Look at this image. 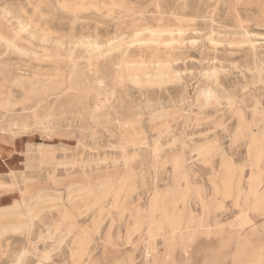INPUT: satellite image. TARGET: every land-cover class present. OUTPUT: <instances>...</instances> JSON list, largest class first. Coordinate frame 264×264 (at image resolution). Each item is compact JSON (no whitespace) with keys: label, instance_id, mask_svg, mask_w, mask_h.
I'll return each mask as SVG.
<instances>
[{"label":"rangeland","instance_id":"374dc122","mask_svg":"<svg viewBox=\"0 0 264 264\" xmlns=\"http://www.w3.org/2000/svg\"><path fill=\"white\" fill-rule=\"evenodd\" d=\"M73 3L0 0V31L15 38L19 18L35 31L15 39L28 54L0 43V139L15 141L0 148V264H264V179L251 203L216 188L231 173L244 193L252 169L264 173V0H120L110 14ZM145 18L174 40L166 31L157 46ZM115 29L118 65L102 64L101 88L77 78L88 56L76 37L94 35L105 49ZM43 47L62 59H43ZM157 56L168 58L171 82L124 69ZM111 104L135 116L117 119Z\"/></svg>","mask_w":264,"mask_h":264},{"label":"bare ground","instance_id":"6f19581e","mask_svg":"<svg viewBox=\"0 0 264 264\" xmlns=\"http://www.w3.org/2000/svg\"><path fill=\"white\" fill-rule=\"evenodd\" d=\"M180 1V0H179ZM72 2H74L73 4H76L77 6H80V7H85V6H91L92 8H97V9H104V11L105 12H107V13H112L113 12V10H114V6L115 5H119L120 4V0H110V1H108V2H97L96 0H73ZM72 2L70 1V0H55V3L57 4V5H59L60 7H70V5H72ZM183 2H184V0H183ZM127 4V3H126ZM76 6V7H77ZM74 7V6H73ZM75 7V8H76ZM125 7V6H124ZM214 7V6H213ZM74 8V9H75ZM90 9V8H89ZM36 10V9H35ZM80 10V9H79ZM117 10V9H116ZM3 12V11H2ZM115 12V11H114ZM77 13V12H76ZM125 14V13H124ZM123 14V15H124ZM122 15V16H123ZM110 17H111V15H109ZM140 16V15H139ZM74 17V16H73ZM116 17V16H115ZM138 17V16H137ZM136 17V18H137ZM141 17V16H140ZM76 18V17H75ZM110 19V18H109ZM115 19V18H114ZM113 19V20H114ZM120 19V18H119ZM134 19V18H133ZM162 19V18H161ZM191 20V19H190ZM17 21H18V25H19V30L18 31H16V30H9V31H12L13 32V34H14V36H15V38H13V37H9V36H7V35H5L2 31H3V29H2V31H0V43H2L3 45H4V47H5V49H7V48H11L13 51H17V52H24V53H27L28 54V52H30V51H28L27 49H24V48H22V47H20V45L19 44H17L16 43V41H15V39L17 40H20V41H24V42H29V40L27 39V38H25V37H23V36H21V34L22 33H27L31 38H34L35 37V31L34 30H32L33 29V27L31 26V24L30 23H28V22H25L22 18H19V19H17ZM77 21V20H76ZM192 21V20H191ZM75 22V21H74ZM73 22V23H74ZM136 22V21H135ZM120 23V22H119ZM124 23V22H123ZM132 24V23H131ZM130 24V25H131ZM118 25H120V24H118ZM135 25V24H134ZM136 25H137V23H136ZM2 26V25H1ZM2 27H4V26H2ZM121 27H122V25H121ZM131 27H133V26H131ZM118 28V27H117ZM139 28V27H138ZM120 29V28H119ZM143 29L147 32V34L149 35V36H151V38L153 39V41L154 42H156V44H157V46L158 45H160L161 43H167L166 42V40L165 41H163L162 40V36H163V33H165L166 31L168 32V33H170L169 35H170V40H174V38H172V34H171V30L170 29H164V28H153L151 25H150V23H149V20L147 19V18H145V24H144V27H143ZM134 30V29H133ZM138 30V29H137ZM5 31V30H4ZM22 32V33H21ZM122 33L123 32H121V31H119L118 29H115V30H113L112 31V36L111 37H108L107 38V43H106V41H104L105 42V44L104 45H106V47L107 48H105V49H101V47L103 46V42H98L97 41V38H96V36H94V35H90V34H80L79 36H77L76 37V41L78 42V45L80 44L82 47H83V49H84V51L87 53V58H86V61H85V70L83 69V68H80L79 67V64H76L75 65V73H76V77L78 78H81V79H84L86 82H89L90 83V80H89V76H91V77H93L94 78V82H95V84L97 85V88H101V86L99 85V83L101 82V81H103V78H105L104 76H106V74H108V70L107 69H104L103 67H102V64H104V63H110V64H112L113 66L115 65H118V64H114V63H112V58H111V56H112V52H113V50H114V48L116 49V50H118L119 48H120V46H118V44H120V38H121V35H122ZM144 33V32H143ZM131 35H133V34H131ZM140 35V34H139ZM138 35V36H139ZM146 35V34H145ZM143 36V35H142ZM75 36L73 35V36H71V38H74ZM104 37H106V35H103V38ZM123 37V36H122ZM150 38V37H149ZM210 38V37H209ZM258 38V37H257ZM116 40L115 42H110L111 40ZM136 39V38H135ZM60 40V39H59ZM63 41V40H62ZM46 42V41H45ZM71 43H72V41H71ZM146 43V42H145ZM54 44V43H53ZM123 44V43H122ZM254 44V43H253ZM256 44V43H255ZM255 44L253 45V46H255ZM30 48V47H29ZM159 48V47H158ZM254 49L256 50V48L254 47ZM36 50H38V49H36ZM254 50V51H255ZM42 52H43V59H62V56L60 55V53H59V51L56 49V51H55V53H51V52H49V50L46 48V47H43L42 48ZM124 53H126L125 52V50L124 51H122V54H124ZM34 54H36V53H34ZM71 54V53H70ZM255 54V53H254ZM65 56V55H64ZM257 56V55H256ZM37 57H39V56H37ZM36 57V58H37ZM70 57V56H69ZM171 58V57H170ZM256 58V57H255ZM40 59V58H39ZM80 59V58H79ZM168 58H166V60H167ZM77 60V59H76ZM75 60V61H76ZM165 60V59H164ZM166 60L165 61H161L160 59H159V57L157 56L154 60H153V65H151V66H149V65H147L146 64V62H144V61H138V62H136V64H133V65H131V67H130V69H128V67L126 66L124 69L125 70H132V71H136L137 73H143L144 75H145V83H156V84H158V85H160V84H163V83H166V82H171V78H175L177 75H173L172 77L169 75V72L168 73H165V72H163V70L164 69H167L169 66H168V64H167V62H166ZM60 61V60H59ZM62 61V60H61ZM170 61V60H169ZM72 62V61H71ZM261 62V61H260ZM29 63V62H28ZM175 63V62H174ZM108 65V64H107ZM264 65V64H263ZM28 66V65H27ZM54 66V65H53ZM105 66V65H104ZM110 66V65H109ZM129 66V65H128ZM173 66V65H172ZM262 66V65H261ZM31 66H29V68H30ZM106 68H107V66H106ZM151 68L152 69H154V73L152 74V71H151ZM175 68V67H174ZM17 69V68H16ZM178 69V68H177ZM216 70V69H215ZM219 70V69H218ZM28 71V70H27ZM112 71V70H111ZM129 71V72H130ZM168 71V70H167ZM217 71V70H216ZM249 71V70H248ZM18 72V71H17ZM136 72H135V74H133V77H132V81H133V83H135V84H139L141 81H140V79H139V76H138V74H136ZM181 72V71H180ZM21 73V72H20ZM42 73V72H41ZM259 73V72H258ZM35 74V73H34ZM45 74V73H44ZM132 74V73H131ZM183 74V73H182ZM214 74V73H213ZM216 74V73H215ZM25 75H26V73H25ZM56 75H57V73H56ZM112 75V74H111ZM115 75V74H114ZM241 76V75H240ZM41 77V76H40ZM90 77V78H91ZM112 77V76H111ZM110 77V78H111ZM17 78V77H16ZM39 78V77H38ZM61 78V77H60ZM69 78V77H68ZM62 79V78H61ZM75 79V78H74ZM114 79H115V77H114ZM107 80H108V78H107ZM173 80V79H172ZM113 81V80H112ZM175 81V80H174ZM105 82V81H104ZM107 82V81H106ZM121 82V81H120ZM176 82V81H175ZM42 83V82H41ZM52 83V82H51ZM54 83V82H53ZM71 83V82H70ZM23 84H25V83H23ZM39 84H40V82H39ZM101 84V83H100ZM26 85H27V83H26ZM102 85V84H101ZM107 85H108V83H107ZM109 85H110V83H109ZM153 85V84H152ZM155 85V84H154ZM166 85V84H165ZM206 85V84H205ZM40 86V85H39ZM38 86V87H39ZM49 86V85H48ZM111 86V85H110ZM173 86V85H172ZM59 87H61V86H59ZM71 87V86H70ZM40 88V87H39ZM95 88V87H94ZM103 88V87H102ZM107 88V87H106ZM64 89V88H63ZM71 89H72V87H71ZM36 90V89H35ZM67 90V89H66ZM92 90V89H91ZM103 90H104V88H103ZM110 90V89H109ZM121 90H123V89H121ZM208 90V89H207ZM117 91V90H116ZM120 91V90H119ZM41 92V91H40ZM49 92V91H48ZM54 92V91H53ZM64 92V91H63ZM87 92H89V91H87ZM96 92V91H95ZM110 92V91H109ZM240 92V91H239ZM206 93V92H205ZM209 93H211V92H209ZM40 94V93H39ZM84 94H86V93H84ZM116 94H118V93H116ZM64 95V94H63ZM89 95V94H88ZM62 95H61V93L60 92H57V96H56V98H54L47 106H45L43 109H44V118L47 120V121H51V119L54 117V114H53V111H54V106L56 105V103H57V101H59L58 100V98L60 97V98H62L61 97ZM120 96V95H119ZM117 98V97H116ZM123 98V97H122ZM118 99V98H117ZM120 100V99H119ZM118 100V101H119ZM122 100V99H121ZM124 100V99H123ZM38 101H40V100H38ZM32 102V101H31ZM122 102V101H121ZM120 102V103H121ZM124 102V101H123ZM123 102H122V104H123ZM37 103V102H36ZM40 103V102H39ZM38 103V104H39ZM41 103H42V101H41ZM110 103V102H109ZM119 103V104H120ZM126 103V102H125ZM31 104V103H30ZM34 104V103H33ZM37 104V105H38ZM45 104V103H44ZM27 106V105H26ZM29 106V105H28ZM33 106V105H32ZM42 106H43V104H42ZM109 106V105H108ZM107 106V107H108ZM112 108H114V107H117L118 108V105L117 106H114L113 104H111L110 105ZM121 106V105H120ZM64 107V106H63ZM23 108H25L24 106H23ZM35 109V108H34ZM41 109V108H40ZM122 109V108H121ZM137 109V108H136ZM31 110H32V108H31ZM37 110H39V109H37ZM107 111H108V109H106ZM114 111H116L115 113H116V115H118V117L117 116H115V117H117V119H121V120H124V119H131V118H133V116H135L132 112L133 111H131V113L130 112H122L123 110H117V109H113ZM140 110V109H139ZM229 110V109H228ZM227 110V111H228ZM35 111V110H34ZM1 112V111H0ZM35 112H37V111H35ZM105 112V111H104ZM108 112H110V111H108ZM107 112V113H108ZM6 113V112H5ZM32 113V112H31ZM79 113V112H78ZM3 114V113H2ZM9 114V113H8ZM14 114V113H13ZM13 114H11V115H13ZM105 114V113H104ZM4 115V114H3ZM16 115V114H15ZM28 115V114H27ZM218 115V114H217ZM236 115V114H235ZM248 115V114H247ZM5 116V115H4ZM9 117H10V115H8ZM18 116V115H17ZM35 116V115H34ZM108 116V115H107ZM14 117V115L11 117V118H13ZM108 117H110V116H108ZM232 118V117H231ZM259 118V117H258ZM3 119V118H2ZM116 119V118H115ZM260 119V118H259ZM53 120V119H52ZM112 120V119H111ZM230 120V119H229ZM255 120H256V118H255ZM258 120V119H257ZM117 121V120H116ZM114 122V121H113ZM118 122V121H117ZM261 122V121H260ZM9 123H11L10 121H9ZM26 123V122H25ZM254 123V122H253ZM122 124V123H121ZM243 124V123H242ZM251 124V123H250ZM258 125V124H257ZM23 126H24V124H23ZM251 128V127H250ZM0 129H2V131L5 129L4 127H1L0 126ZM162 129V128H161ZM243 130V129H242ZM1 131V130H0ZM6 131V130H5ZM4 131V132H5ZM252 131V130H251ZM245 132H246V130H245ZM264 132V131H263ZM34 133V132H33ZM243 133V132H242ZM259 133H261V132H259ZM258 133V134H259ZM245 135V134H244ZM255 135V134H254ZM160 137V136H159ZM173 137H175V139H176V142L178 141L179 143H181L182 144V139L181 138H179V137H176V136H173ZM264 137V136H263ZM158 138V137H157ZM166 139V138H165ZM204 139V138H203ZM174 139H172V141H173ZM263 140V139H262ZM211 142V141H210ZM175 143V142H174ZM209 143V142H208ZM172 144V143H171ZM156 145V144H155ZM210 145V144H209ZM158 148H159V150L161 149V147L162 146H159V145H156ZM255 146H257V145H255ZM168 147H169V145H168ZM173 147V146H172ZM257 147H259V145L257 146ZM123 147H121V149H122ZM176 148V147H175ZM163 149V148H162ZM204 150V149H203ZM5 151V153L8 151V150H4ZM219 151V150H218ZM223 151V150H222ZM254 151V150H253ZM185 153V152H184ZM262 153H263V150H258V156H261L262 155ZM53 155V154H52ZM254 155V154H253ZM51 156V155H50ZM253 157V156H252ZM110 158V157H109ZM105 159V158H104ZM253 159V158H252ZM94 160V159H93ZM215 160V159H214ZM108 161V160H107ZM126 161V160H125ZM260 161V160H259ZM97 162V161H96ZM102 162V161H101ZM112 162V161H111ZM252 162H253V160H252ZM113 163V162H112ZM260 163V162H259ZM96 164V163H95ZM95 164H93V165H95ZM98 164V163H97ZM105 164H107V163H105ZM126 164V163H125ZM251 164V163H250ZM81 165V164H80ZM99 165V164H98ZM153 165V164H152ZM210 165V164H209ZM96 166V165H95ZM114 166V165H113ZM84 168V167H83ZM90 168V167H89ZM152 168V167H151ZM165 168V167H164ZM236 169V168H235ZM234 169V170H235ZM91 171V170H90ZM236 172V171H235ZM200 173V172H199ZM23 174V173H22ZM125 174V173H124ZM130 175V174H129ZM119 176V175H118ZM248 176V175H247ZM111 178V177H110ZM240 179V178H239ZM263 179H264V173H263V171H262V169H260V166H259V168H257L256 170L254 169H252V171H251V173H250V175H249V178H248V188H247V190L244 192V193H242L238 188H237V185H236V183L234 182V180H233V177H232V174L230 173V176L228 177V178H225L224 180H223V182H224V186H217L216 188L218 189V190H221V192L223 193V194H225L226 196H231L232 198H234L235 200H237V199H239V198H241L242 196H243V200L245 201V202H250L251 203V201L254 199V197L256 196V194L258 193V191H259V189L261 188V186H262V184H263ZM132 181V180H131ZM90 182V181H89ZM103 183V182H102ZM106 183H107V181H106ZM126 183V182H125ZM100 184V183H99ZM150 184V183H149ZM111 185V184H110ZM87 187V186H86ZM247 187V186H246ZM215 188V189H216ZM245 188V187H244ZM216 189V190H217ZM28 194V191H24L23 192V194H21L22 195V199H23V201H25V196ZM44 195V194H43ZM126 195V194H125ZM31 196H33V197H36V199L37 198H39V195L36 193L35 195H31ZM43 197V196H42ZM108 197V196H107ZM200 197V196H199ZM156 198V196L152 199L153 201L150 203V206H149V208L147 209V211H146V214L145 215H149V217H150V219L152 220L154 217H152V215H153V212H154V210H155V207H156V201L157 200H154ZM198 198V197H197ZM110 199V198H109ZM108 199V200H109ZM199 199V198H198ZM50 200V199H49ZM203 200H202V198H200V200H197V202H200V203H203L202 202ZM239 201H241V200H239ZM111 202H112V199H111ZM27 203V202H26ZM209 203V202H208ZM210 203H212V202H210ZM119 204V203H118ZM25 205V204H24ZM98 205V204H97ZM168 205V204H167ZM203 205H204V203H203ZM158 206V205H157ZM242 206V205H241ZM79 207V206H78ZM96 207V206H95ZM99 207V206H98ZM216 207V206H215ZM214 207V208H215ZM246 209H245V212H247L248 213V206L246 205ZM31 208V207H30ZM108 208H109V206H108ZM228 208V207H227ZM28 209V208H27ZM96 209V208H95ZM94 209V210H95ZM123 209H125V208H123ZM191 209V208H190ZM158 210V209H157ZM226 210V209H225ZM108 211H109V209H108ZM207 210H205V212H206ZM204 212V213H205ZM209 212V211H208ZM113 213V212H112ZM124 213V212H123ZM203 213V214H204ZM85 214H87V213H85ZM217 214V213H216ZM215 214V215H216ZM219 214V213H218ZM113 215V214H112ZM151 215V216H150ZM241 215H242V213H241ZM123 216H124V214H123ZM245 216H247L246 214H245ZM116 217V216H115ZM114 217V218H115ZM218 218V217H217ZM242 218V217H241ZM244 218V217H243ZM242 218V219H243ZM247 218H248V216H247ZM108 219V218H107ZM146 219V217H143L141 220H139V225L138 226H141L142 224H143V220H145ZM165 219L167 220V222H168V227H169V231L171 232V233H174V232H176L177 230H179V227H178V225H177V223L175 222V220L173 219V218H171L168 214L166 215V217H165ZM118 220V219H117ZM180 220V219H179ZM103 221V220H102ZM98 222V221H97ZM116 222H118V221H116ZM241 223V222H240ZM242 224V223H241ZM150 227H152L153 225H149ZM106 227V226H105ZM114 227V226H113ZM204 227V226H203ZM209 227H211V226H209ZM208 227V228H209ZM84 228V227H83ZM121 228H123V227H121ZM183 229V228H182ZM190 229V228H189ZM197 229V228H196ZM71 230H73V227L71 228ZM95 230H97V227L95 228ZM114 230V229H113ZM188 230V229H187ZM119 231V230H118ZM43 232V231H42ZM56 232V231H55ZM71 233V232H70ZM91 233H93V232H91ZM150 234L151 235H154V234H156V232H153V231H150ZM48 236H49V234H48ZM118 236V235H117ZM99 237V236H98ZM115 237V236H114ZM91 238V237H90ZM134 238V237H133ZM132 238V239H133ZM55 240V239H54ZM97 240H98V238H97ZM92 242V241H91ZM90 242V243H91ZM98 244V243H97ZM95 247V246H94ZM144 247V246H143ZM145 249V248H144ZM90 250V249H89ZM85 252V251H84ZM152 252H153V248L152 247H150V246H147L146 247V254H147V256H150L151 254H152ZM50 252H48V254H49ZM45 258V257H44ZM88 258V257H87ZM21 262V261H20Z\"/></svg>","mask_w":264,"mask_h":264},{"label":"crops","instance_id":"0c3cea01","mask_svg":"<svg viewBox=\"0 0 264 264\" xmlns=\"http://www.w3.org/2000/svg\"><path fill=\"white\" fill-rule=\"evenodd\" d=\"M14 143L15 141L13 140H8V139H4V138H1L0 139V148H1V151H4L5 149L8 150L10 149L12 151V147H14Z\"/></svg>","mask_w":264,"mask_h":264}]
</instances>
